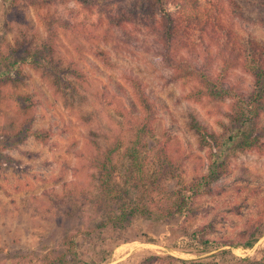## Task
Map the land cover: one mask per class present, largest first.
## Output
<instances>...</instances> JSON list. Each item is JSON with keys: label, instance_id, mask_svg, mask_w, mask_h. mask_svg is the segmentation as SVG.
Wrapping results in <instances>:
<instances>
[{"label": "rangeland", "instance_id": "obj_1", "mask_svg": "<svg viewBox=\"0 0 264 264\" xmlns=\"http://www.w3.org/2000/svg\"><path fill=\"white\" fill-rule=\"evenodd\" d=\"M138 1L0 0V264H264V105L256 147L234 139L210 193L163 209L207 172L195 124L237 125L235 99L209 90L264 100V0H164L167 24Z\"/></svg>", "mask_w": 264, "mask_h": 264}, {"label": "trees", "instance_id": "obj_2", "mask_svg": "<svg viewBox=\"0 0 264 264\" xmlns=\"http://www.w3.org/2000/svg\"><path fill=\"white\" fill-rule=\"evenodd\" d=\"M154 0H144L142 2L138 1L133 4L134 7L142 8L144 5H152ZM160 3V11L162 12V17L164 24L168 23L169 10L167 3L164 0H156ZM170 35V34H169ZM167 45H169L170 38H165ZM177 68H181L183 71H187L189 74L194 75L198 78L199 83L204 87L209 86V80L204 73L197 71L194 67L187 63L175 62ZM209 93L214 94L213 97H224L228 96L235 99V117L234 120L237 125L234 126L233 130L227 136H216L207 127L196 123L195 128L197 129L200 139L203 142L208 143L209 150V163L207 172L199 177L195 178L191 183H183L178 188L172 192V204H167L164 209L165 213H172L173 210L176 212H183L187 209L192 201L202 192L210 193L211 184L213 181L218 179L222 174L226 172L227 160L225 152L227 148L232 144V141L238 137H242V147L252 149L255 146L254 139L248 137V131L258 124V119L260 112L263 110L264 100L261 93H254L250 99H244L242 96L237 95L233 89H222L214 88L209 90ZM142 109L145 111V115L142 118L136 132L130 139V146L128 148L130 155L133 157L137 156L139 150H135L136 146H141L142 138L149 131V124L152 117V104L149 102L148 98L144 94H140L138 98ZM92 161V160H91ZM112 159L110 155V150L100 151L93 158L92 167H96L100 170L101 174V187L102 189H107L110 185V177L105 176L109 171V165H111ZM162 209V208H161ZM125 214V213H124Z\"/></svg>", "mask_w": 264, "mask_h": 264}, {"label": "crops", "instance_id": "obj_3", "mask_svg": "<svg viewBox=\"0 0 264 264\" xmlns=\"http://www.w3.org/2000/svg\"><path fill=\"white\" fill-rule=\"evenodd\" d=\"M1 210H2V208H1ZM4 224H5L4 221L0 219V226H2Z\"/></svg>", "mask_w": 264, "mask_h": 264}]
</instances>
